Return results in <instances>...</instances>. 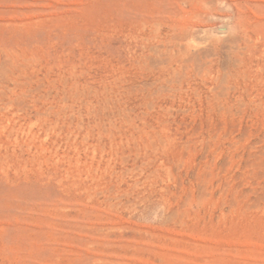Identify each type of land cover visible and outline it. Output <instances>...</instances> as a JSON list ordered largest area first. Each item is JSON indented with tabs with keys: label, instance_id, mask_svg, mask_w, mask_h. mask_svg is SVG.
<instances>
[{
	"label": "rangeland",
	"instance_id": "1",
	"mask_svg": "<svg viewBox=\"0 0 264 264\" xmlns=\"http://www.w3.org/2000/svg\"><path fill=\"white\" fill-rule=\"evenodd\" d=\"M0 264H264V0H0Z\"/></svg>",
	"mask_w": 264,
	"mask_h": 264
}]
</instances>
